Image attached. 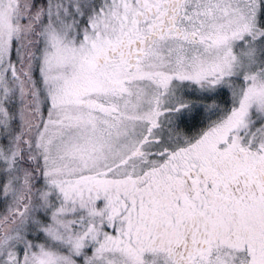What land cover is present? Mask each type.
<instances>
[{
    "label": "snow or ice",
    "instance_id": "obj_1",
    "mask_svg": "<svg viewBox=\"0 0 264 264\" xmlns=\"http://www.w3.org/2000/svg\"><path fill=\"white\" fill-rule=\"evenodd\" d=\"M0 264H264V0H0Z\"/></svg>",
    "mask_w": 264,
    "mask_h": 264
}]
</instances>
